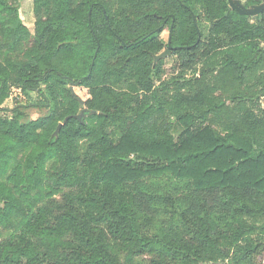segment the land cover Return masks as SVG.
Listing matches in <instances>:
<instances>
[{"label": "trees", "instance_id": "obj_1", "mask_svg": "<svg viewBox=\"0 0 264 264\" xmlns=\"http://www.w3.org/2000/svg\"><path fill=\"white\" fill-rule=\"evenodd\" d=\"M32 1L30 36L0 0L11 48L33 41L27 61L0 60V264H253L264 239V11ZM172 24L170 51L194 76L184 82L152 66ZM70 86L86 90L82 105ZM13 87L38 93L33 107L48 114L2 108Z\"/></svg>", "mask_w": 264, "mask_h": 264}, {"label": "rangeland", "instance_id": "obj_2", "mask_svg": "<svg viewBox=\"0 0 264 264\" xmlns=\"http://www.w3.org/2000/svg\"><path fill=\"white\" fill-rule=\"evenodd\" d=\"M9 1L10 3L14 4L17 7L18 14L22 23L27 27L30 36H33L34 24L36 21V17L33 14V1L32 0H18L15 2H13L12 0ZM234 1L241 2L244 0H234ZM104 2L111 8L113 13L119 12V7L118 4L115 2V0H104ZM158 3L159 2L157 0H150L147 6L154 7L157 6ZM194 10L196 12L195 15L196 25L198 26L199 29L203 30V32H206L208 30L209 23L202 16V10L196 6L194 7ZM9 21L10 19L6 17L4 20L5 28H9L10 26ZM168 29H169V25H167L162 30L159 36V40L162 43L163 48L161 51H159V53L153 55L152 66L154 67L158 61H163V65L161 67V74H160L161 80L178 78L180 82H184L186 80L193 78L194 76L191 71H184L183 73H181V70L178 67L177 57L174 54H172L168 48H166V46L168 45ZM10 44H12L11 37L9 38V35L3 36L2 32L0 31V60L8 56L20 62L27 61L28 58L25 56V53L32 48L33 41L30 39H25L19 42V44H17L16 46H14V48H11ZM161 55H164V57L158 59L156 63H154L155 56H161ZM196 68L197 70L200 69V65H198ZM155 82L158 83L156 79ZM69 89L71 92L75 93V95L82 101H85L89 97L85 89L72 87V86H70ZM181 92L186 94L189 92V89L187 87H182ZM41 102L42 101L38 93L29 92L25 94L21 92L19 89L13 87L9 91V98L3 102L1 107L11 110L15 106H26V108H24V113L27 114V117L31 120V119H36L39 116L48 114L46 109L33 107L35 104H39ZM259 108L260 106L256 107L254 112L258 113ZM2 115L10 116L8 111H5L4 113L2 112ZM206 124H209L211 125L212 128L218 130V127L214 122L209 121L204 125ZM181 130H182V124L175 122L173 124V128L171 131L175 141H178ZM5 235H6V231L0 230V239L5 237ZM256 240L260 244V248L258 253L254 257L253 264H264V239L256 238ZM216 264H221V262L218 261Z\"/></svg>", "mask_w": 264, "mask_h": 264}, {"label": "water", "instance_id": "obj_3", "mask_svg": "<svg viewBox=\"0 0 264 264\" xmlns=\"http://www.w3.org/2000/svg\"><path fill=\"white\" fill-rule=\"evenodd\" d=\"M262 1H263L262 4H260L258 6H254V7L245 9L239 4V2H235L234 0H228V6H229V10H234L235 12H237L240 15L257 17L258 14H260L261 12L264 11V0H262ZM172 26H173V24L169 28V34L172 30ZM168 49L169 50L171 49L170 35L168 36ZM162 57H164V55L155 56L154 63H156V61ZM73 94H75V93H73ZM78 100L80 101L81 105L84 103V101H82L81 99L78 98Z\"/></svg>", "mask_w": 264, "mask_h": 264}, {"label": "flooded vegetation", "instance_id": "obj_4", "mask_svg": "<svg viewBox=\"0 0 264 264\" xmlns=\"http://www.w3.org/2000/svg\"><path fill=\"white\" fill-rule=\"evenodd\" d=\"M227 1V4H228V0ZM262 0H254V3H249V0H244V1H241L239 2V4L245 8V9H248V8H251V7H254V6H258L260 4H262ZM229 7V6H228ZM261 14V13H260ZM259 15V14H258ZM252 17V16H250Z\"/></svg>", "mask_w": 264, "mask_h": 264}]
</instances>
